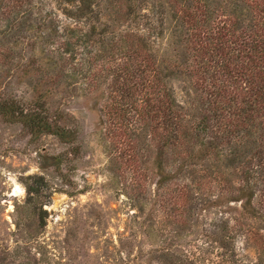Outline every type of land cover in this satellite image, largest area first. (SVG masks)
Segmentation results:
<instances>
[{
	"label": "trees",
	"instance_id": "obj_1",
	"mask_svg": "<svg viewBox=\"0 0 264 264\" xmlns=\"http://www.w3.org/2000/svg\"><path fill=\"white\" fill-rule=\"evenodd\" d=\"M0 19L14 46L31 35L50 86L80 80L92 94L106 81L108 127L121 146L139 131L134 143L155 151V187L164 205H178L174 224L185 228L186 212L196 224L216 210L196 261L174 264H264V0H0ZM165 30L169 59L154 45ZM39 62L31 58L38 70ZM174 77L191 82L187 107L168 85ZM40 82L30 107L2 101L0 116L32 139L76 143L78 129L51 116ZM239 240L253 262L240 258Z\"/></svg>",
	"mask_w": 264,
	"mask_h": 264
},
{
	"label": "rangeland",
	"instance_id": "obj_2",
	"mask_svg": "<svg viewBox=\"0 0 264 264\" xmlns=\"http://www.w3.org/2000/svg\"><path fill=\"white\" fill-rule=\"evenodd\" d=\"M7 24L0 19V103L30 107L33 88L41 81L51 116H65L62 125L79 133L74 144L49 135L32 139L19 123L0 116V264L196 261V248L206 242L207 224L216 210L201 212L196 224L186 212V227L174 224L178 205H164L155 187V151H148L144 139L134 143L139 131L131 132L127 145L121 146L108 127L102 111L106 81L92 94L80 80L50 86L43 77L42 56L27 44L31 35L14 46L17 36L5 30ZM154 45L161 58H173L168 31ZM95 47L93 51L99 44ZM34 57L40 60L39 70L31 64ZM168 85L177 103L187 107L194 98L190 80L174 77ZM59 155L66 162L55 168L51 159ZM236 251L246 263L254 261L242 240L236 242Z\"/></svg>",
	"mask_w": 264,
	"mask_h": 264
}]
</instances>
